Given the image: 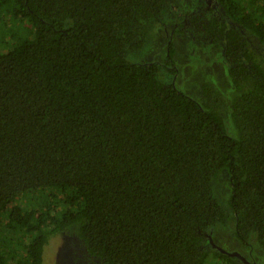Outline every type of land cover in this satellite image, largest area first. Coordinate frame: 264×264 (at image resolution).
I'll list each match as a JSON object with an SVG mask.
<instances>
[{
  "label": "trees",
  "instance_id": "16d2710c",
  "mask_svg": "<svg viewBox=\"0 0 264 264\" xmlns=\"http://www.w3.org/2000/svg\"><path fill=\"white\" fill-rule=\"evenodd\" d=\"M214 1L221 15L177 30L220 48L228 105L166 79L171 44L164 62L127 58L171 0H0V20L24 25L0 47V264H43L64 231L88 263L244 264L208 242L226 222L264 251V0Z\"/></svg>",
  "mask_w": 264,
  "mask_h": 264
},
{
  "label": "rangeland",
  "instance_id": "374dc122",
  "mask_svg": "<svg viewBox=\"0 0 264 264\" xmlns=\"http://www.w3.org/2000/svg\"><path fill=\"white\" fill-rule=\"evenodd\" d=\"M212 8L215 14L221 15L217 3L214 0H171L168 15L151 28L148 41L139 49L129 52L127 58L135 62H146L151 60L164 62L167 54V45L173 48L172 65L175 72L166 76L174 86L188 94L198 102H207L208 96H203L204 87L211 86L217 89L223 104L230 102L231 80L228 76V64L225 61L220 48L209 44L197 42L189 32L178 31V24L182 22L186 14L199 9ZM8 17L0 20V47H4L9 31L21 30L24 32V25L14 23V28L9 29ZM6 21V22H5ZM9 29V30H8ZM10 41V40H7ZM7 44V43H6ZM202 97V98H201ZM210 99V98H209ZM229 108L226 106L222 112L225 119L228 118ZM230 120V119H229ZM224 120L229 130L230 121ZM232 127V126H231ZM225 174L214 179L212 188L213 194L224 210H227V195L229 192L226 184ZM226 200V201H225ZM210 241L214 244L212 249H217L229 254L236 251L249 262L261 263L264 259V251L256 241L255 233L251 234V246L247 248L233 233V223H216L208 229ZM79 241L73 232L64 231L50 236L43 250V264H94L88 263L82 254ZM230 255V254H229ZM232 256V255H230ZM238 259L235 256H232ZM248 258V259H247ZM210 262H212L210 260Z\"/></svg>",
  "mask_w": 264,
  "mask_h": 264
},
{
  "label": "water",
  "instance_id": "95a60500",
  "mask_svg": "<svg viewBox=\"0 0 264 264\" xmlns=\"http://www.w3.org/2000/svg\"><path fill=\"white\" fill-rule=\"evenodd\" d=\"M207 237H208V239H209V242L211 243V241H210V237H209V236H207ZM211 246L214 247V244L211 243ZM229 254L232 255V256L237 257V258H238L239 260H241L242 263H244V264H258V263H256V262H249L248 260H246V258H245L244 256H242L241 254H239V253L236 252V251H230Z\"/></svg>",
  "mask_w": 264,
  "mask_h": 264
},
{
  "label": "flooded vegetation",
  "instance_id": "af4514ba",
  "mask_svg": "<svg viewBox=\"0 0 264 264\" xmlns=\"http://www.w3.org/2000/svg\"><path fill=\"white\" fill-rule=\"evenodd\" d=\"M248 259V258H247ZM237 260H239V259H237ZM239 261H241V260H239ZM242 262V261H241ZM251 262V261H250ZM258 263V262H257ZM259 264H261V263H259Z\"/></svg>",
  "mask_w": 264,
  "mask_h": 264
}]
</instances>
